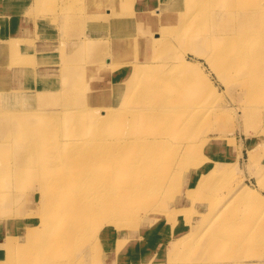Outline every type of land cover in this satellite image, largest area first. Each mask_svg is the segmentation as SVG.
I'll return each instance as SVG.
<instances>
[{
    "label": "bare ground",
    "instance_id": "6f19581e",
    "mask_svg": "<svg viewBox=\"0 0 264 264\" xmlns=\"http://www.w3.org/2000/svg\"><path fill=\"white\" fill-rule=\"evenodd\" d=\"M173 1L183 4L191 0ZM218 1L222 4L218 10L207 9V4H204L200 8L190 5L187 10L178 12L175 7L177 3L174 2L166 8H161L160 11L158 9L156 17L141 21L143 26L151 29L147 37L133 34L131 24L134 23L129 22L130 14L123 15L119 12L118 6H115L110 19L113 33H117L113 34L114 40H108L110 37L95 39L86 34L79 38V44H69L72 52L67 53L63 59H60L57 52L63 42L55 43L52 42L53 38L47 37L43 39L39 37L37 41L29 37L23 38L20 25L16 26L15 39L18 41L27 39L26 42H21L22 46H16L18 53L24 59L20 60V63L11 62L10 51L1 57L0 75L6 88L3 90L0 86V98L9 94H18L13 90L15 72L23 77H34L35 80V76H39V71L49 74L62 70L66 79L61 86L68 90L71 96L75 97V90L81 89L87 96L92 95L90 100L100 102L96 96L97 91H108L105 95L120 93L121 84L116 80L120 72L116 71L113 74L112 82L101 81V84L97 86L94 84L85 89L84 86L89 79L87 74L90 75L89 71L92 70L96 75L101 74V68L105 66L102 61L108 66L115 65L116 61L121 59L123 51H127L133 55L135 61L123 64L120 68L127 65L123 76L138 70L143 74L142 85L137 86L135 90L144 97L143 102L130 111L128 116L131 119L145 118L152 123L151 129L146 134L150 139L145 140L144 145L148 150L154 149L152 152H147L148 158L131 159L125 157L123 151L138 145L128 139L89 140L83 134L74 133L66 135L64 140L56 141L52 139L55 133L51 130L38 136L40 127L37 126L32 132H30L31 127L21 129L17 126L10 129L8 120L22 116L20 113L23 112H17L22 109L9 110L18 105L0 104L2 122L0 151H9L11 156L7 155L6 158H10L8 163L13 168L10 171L9 167L2 166L0 172H8L11 177L17 176L16 184L23 180L31 182L27 188L24 184L21 188L15 187L16 185L7 189L0 188V198L8 200L7 205L0 199V223L9 225L4 229L8 231L4 236V246L0 245V264H9L11 261V264H60L67 258V255L61 256L63 249H72L79 261V246L84 243L85 237L83 233H87L86 240L90 239L104 221L103 215L108 217L110 212L119 211V214L123 211L128 212L137 205L139 208L145 192L151 189V181H155L153 178L159 174L157 156L164 152L170 143L164 136L171 137L182 150L184 146L191 145L190 133L194 128L197 114L185 99L199 101L200 92L212 95L211 86L198 72L203 64H207L226 86L231 96H235L243 114L256 108L255 105L264 99V33L253 28V22L257 18L264 17V0ZM10 2L18 8L19 11L16 13L18 18L22 11L31 7L32 3L30 0ZM95 3L94 1L85 7L83 5V11L87 15L77 18L78 22L72 24L81 25L82 19H91L89 16L94 15L92 11ZM0 4L2 7H7L2 2ZM163 5L160 3L159 8ZM33 8L34 6L31 7L32 11ZM99 12L100 10L97 13ZM75 14L77 13L74 12L66 18H75L73 17ZM95 17L97 16H93V19ZM204 18L211 20L206 30L198 25L200 19ZM36 20L37 24L43 23V29L52 27L51 18L38 17ZM36 20L33 21L34 26ZM84 26L93 33L101 27L95 20L89 21L82 27ZM84 44L92 51L96 49L93 45L98 44L99 47V52L90 59L92 69H86L84 64ZM4 48L6 51L10 49L7 45ZM176 48H181L182 52H177ZM33 50H36L37 54ZM188 55L191 56L190 60ZM53 63L58 64L59 67ZM59 63L71 67H61ZM6 64L10 69L4 67ZM51 78L52 75L45 77L44 83L40 86L51 88L50 92L64 93L58 88L52 90ZM133 84L134 79H131L129 85ZM53 95V93H43L45 105L55 102ZM88 102L89 98L86 100V103ZM80 104L79 101L70 99L64 102L61 115L57 112L50 117H68L67 111H70L76 113L70 116L71 122L85 125L88 123L86 118L90 119L94 116L77 115L80 114L78 111L83 109L77 106ZM158 123L161 125L160 128H157ZM21 144H24L23 149H19ZM151 145L154 147L149 148ZM179 161L182 167L173 177L171 176L172 182L175 183L185 179L189 168H193L189 157L187 159L181 157ZM33 183L34 186L31 187ZM214 183V179L208 182L207 177H203L200 181V184L207 189H213L209 188V184ZM28 192H35L32 200H30L31 196L25 195ZM182 192L184 191L179 193ZM240 194V196H249L245 191ZM137 200L139 204L135 202ZM11 204L16 210L13 211ZM19 215L23 216L21 221H17ZM44 215H46L44 221H39V224L33 226L30 219ZM19 222L25 224L21 229L15 226ZM88 225L90 229L86 228ZM104 225L115 226L111 220H106ZM97 233L98 231L93 236L94 239ZM224 239V237L218 238L219 243ZM98 254L101 256L100 252ZM70 255L74 258L73 254ZM96 259L97 257L92 261L93 264ZM260 260L264 262V254L260 255Z\"/></svg>",
    "mask_w": 264,
    "mask_h": 264
},
{
    "label": "rangeland",
    "instance_id": "374dc122",
    "mask_svg": "<svg viewBox=\"0 0 264 264\" xmlns=\"http://www.w3.org/2000/svg\"><path fill=\"white\" fill-rule=\"evenodd\" d=\"M30 1L34 11L26 6V11H22L19 18L16 15L18 8H13L10 4L2 7L0 4V36H2L0 60L8 51L11 52V62L19 61L20 63V60L24 59L18 53L16 46H22L27 39L19 41L15 39L17 36L15 28L18 24L23 38L29 37L37 41L39 37L41 39L47 37L53 38L52 42L55 43L63 42L57 50L60 59H63L67 53L72 52L69 44H79V38L86 34L95 39L110 37L108 40H114L113 34L117 33H113V24L110 19L115 6H118L119 12L123 15L130 14L129 22L134 23L131 24L133 34L147 37L151 29L143 26L141 21L156 17L158 9L160 11L161 8H166L174 2L173 0ZM94 1L96 2L92 11L94 15L89 16L91 19L81 20L82 26L89 21L99 22L101 27L93 33L86 30L85 26L72 23L78 22L77 18L81 16L85 17L87 15L83 11L85 5L92 4ZM160 3L164 5L159 8ZM204 4H207V9L214 10L222 6L218 0H191L183 4L177 3L175 7L178 12H183L190 5L200 8ZM74 12L77 13L73 16L75 18H66ZM36 15L45 19L51 18L52 27L43 29V23L37 24ZM93 16L97 17L93 19ZM210 21V18L200 19L198 25L206 30V26L211 24ZM253 24L254 30L264 33V17L257 18ZM255 41L252 43L254 44ZM5 45L10 49L6 51ZM93 46L96 48L94 51L89 50L84 44L83 59L86 69L93 66L90 65L92 64L90 59L99 52L98 44ZM33 51L37 54L36 50ZM176 51L180 52L181 48H176ZM121 56L115 65L108 66L102 61L105 66L101 68V74L96 75L94 70L89 71L90 75L87 74L89 79L84 86L85 89L94 84L97 86L101 84V81L112 82L113 74L116 71L120 72L116 79L121 84L120 93L105 95L108 91H97L96 96L100 102L90 100L92 95L87 96L81 89L75 90V97L71 96L69 91L61 86L66 79L62 70L49 74L39 71V76H35V80L34 77H23L15 72L13 90L18 94L1 97L0 104L18 105L19 107L14 106L9 110L19 108L22 111L17 112L23 113H20L22 115L20 117L10 118L8 127L10 129L17 126L21 129L31 127L30 132L40 127L38 136L51 130L55 133L52 139L56 141L64 140L66 135L74 133L83 134L89 140L93 138L128 139L138 146L128 147L123 151L125 157L148 158L147 152H152L154 146L151 145L149 148L152 149L148 150L145 148L144 141L150 139L146 134L151 129L152 123L145 118L131 119L128 116L130 111L143 102L144 97L135 90L137 86L142 85L143 74L138 70L123 76L127 65L120 67L123 64L133 63L135 58L127 51H123ZM190 58L191 56L188 55V60ZM59 64L65 68L71 67V65ZM53 65L59 67L58 64L53 63ZM4 67L10 69L8 64ZM201 67L198 70L199 75L211 86L212 95L200 92L199 101L185 99V102L191 104V109L197 114L194 128L190 133L191 145L184 146L182 150L171 137L164 136L170 143L167 149L157 156L159 174L153 178L155 181H151V189L145 192L140 207L138 208L137 205L133 210L123 211L120 214L119 211L110 212L108 217L103 215L105 219L97 230L95 239L93 236L97 231L88 240H86L87 233H83L85 237L84 243L79 246V261L72 249H63L61 256L67 255V258L60 264H93L92 261L96 257L95 264H264L260 260V255L264 254V99L255 105L256 108L252 107L253 110L243 114L238 107L239 101L234 98L235 96H231L216 73L211 71L207 64ZM51 75L52 90L55 91L58 88L64 93L50 92L51 88L46 89L40 86L44 83V78ZM131 79H134L133 85H129ZM5 85L0 75L1 89L5 90ZM43 93H53L52 98L55 102L45 105ZM121 93L125 94L121 95ZM88 98L89 102L86 103ZM70 99L79 101L81 104L77 106L83 107L77 115L94 116L90 119L86 118L87 124L71 122L70 116L76 113H70V111H67L68 117L52 118L57 112L62 114L64 102ZM1 123L0 121V128ZM160 127L158 123L157 128ZM23 148L24 144H21L19 149ZM7 155L11 156L9 151H0V167L7 166L11 171L13 168L9 166L10 158H6ZM181 157L185 159L189 157L193 168H189L185 179L175 183L172 182L171 176L173 177L182 167L179 164ZM203 177H207L208 182L211 179L215 180L214 184H209V188L213 189H207L200 184ZM16 178L17 176L11 177L8 172L1 171L0 188L7 189L15 185L21 188L22 184L27 188L31 184L27 180L16 184ZM33 186L34 183L31 187ZM180 191L184 192L179 193ZM242 191L247 192L249 196H240ZM34 194L35 192L25 193L31 196L30 200L35 196ZM1 201L8 205V200L1 199ZM135 202L140 203L139 200ZM12 207L13 211L16 210V207L13 205ZM19 216L17 221H21L23 217ZM45 217L46 215L37 216L30 220L33 226H36L39 221H44ZM106 220H111L115 226L104 225ZM24 225L19 222L15 226L21 229ZM8 227L7 223H0L1 246L4 244L5 233L8 232L4 229ZM86 228L90 229V225ZM220 237L225 239L219 243ZM97 244H99L98 248ZM99 252L101 256H98ZM70 254H73L74 258ZM14 261L18 263L17 260ZM11 263L12 261L9 264Z\"/></svg>",
    "mask_w": 264,
    "mask_h": 264
},
{
    "label": "crops",
    "instance_id": "0c3cea01",
    "mask_svg": "<svg viewBox=\"0 0 264 264\" xmlns=\"http://www.w3.org/2000/svg\"><path fill=\"white\" fill-rule=\"evenodd\" d=\"M3 2V5H6V6H8L9 4H10V6L11 7H13V8H17L12 2H10V1H2ZM17 13H18V11H16ZM23 13H25V12H23Z\"/></svg>",
    "mask_w": 264,
    "mask_h": 264
}]
</instances>
